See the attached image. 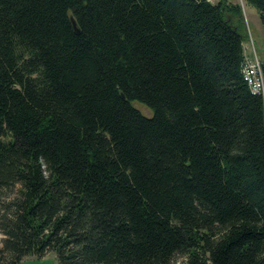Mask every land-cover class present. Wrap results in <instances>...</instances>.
Listing matches in <instances>:
<instances>
[{"label":"trees","instance_id":"1","mask_svg":"<svg viewBox=\"0 0 264 264\" xmlns=\"http://www.w3.org/2000/svg\"><path fill=\"white\" fill-rule=\"evenodd\" d=\"M245 39L228 0H0V264H264Z\"/></svg>","mask_w":264,"mask_h":264},{"label":"rangeland","instance_id":"2","mask_svg":"<svg viewBox=\"0 0 264 264\" xmlns=\"http://www.w3.org/2000/svg\"><path fill=\"white\" fill-rule=\"evenodd\" d=\"M213 3H215V1H213ZM239 6L242 9L244 31L246 34L243 46L246 59L248 61H253L256 58L260 62L264 63V27L261 24L259 14L253 7L247 5L244 0H242V5L240 4ZM133 107L139 110L140 113L146 117H150L152 114L150 110L139 103L134 102ZM181 262L182 259L177 256L175 258V264ZM18 264H59V262L57 261L56 255L53 252H50L43 259L30 256Z\"/></svg>","mask_w":264,"mask_h":264},{"label":"built area","instance_id":"3","mask_svg":"<svg viewBox=\"0 0 264 264\" xmlns=\"http://www.w3.org/2000/svg\"><path fill=\"white\" fill-rule=\"evenodd\" d=\"M210 3L218 0H207ZM238 5H242V0H228ZM242 74L245 82L247 83L250 91L261 96L264 101V63L256 58L253 61H248L245 56V62L242 68Z\"/></svg>","mask_w":264,"mask_h":264},{"label":"water","instance_id":"4","mask_svg":"<svg viewBox=\"0 0 264 264\" xmlns=\"http://www.w3.org/2000/svg\"><path fill=\"white\" fill-rule=\"evenodd\" d=\"M72 27L75 30V32L77 33L78 31H77L76 26H75V23L73 21H72Z\"/></svg>","mask_w":264,"mask_h":264},{"label":"crops","instance_id":"5","mask_svg":"<svg viewBox=\"0 0 264 264\" xmlns=\"http://www.w3.org/2000/svg\"><path fill=\"white\" fill-rule=\"evenodd\" d=\"M257 32H258V31H257ZM43 258H44V257H43ZM43 258H42V259H43ZM24 259H25V258H24ZM24 259H23V260H24ZM23 260H22V261H23Z\"/></svg>","mask_w":264,"mask_h":264}]
</instances>
